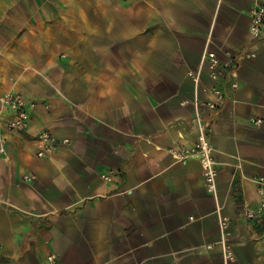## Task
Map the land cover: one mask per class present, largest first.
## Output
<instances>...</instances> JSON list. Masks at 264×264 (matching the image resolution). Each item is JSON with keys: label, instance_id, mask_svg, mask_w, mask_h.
I'll return each instance as SVG.
<instances>
[{"label": "crops", "instance_id": "1", "mask_svg": "<svg viewBox=\"0 0 264 264\" xmlns=\"http://www.w3.org/2000/svg\"><path fill=\"white\" fill-rule=\"evenodd\" d=\"M260 1L0 0V95L35 102L0 154V264H223L221 216L235 264H264V217L244 215L264 177V36L249 32ZM212 85L225 92L202 111L216 197L197 159L167 150L193 144ZM42 129L68 142L37 158Z\"/></svg>", "mask_w": 264, "mask_h": 264}, {"label": "built area", "instance_id": "2", "mask_svg": "<svg viewBox=\"0 0 264 264\" xmlns=\"http://www.w3.org/2000/svg\"><path fill=\"white\" fill-rule=\"evenodd\" d=\"M250 34L257 38L264 36V0L255 3L250 9ZM249 56V54H246ZM220 60L212 51H206L201 58V66L205 65L212 79L218 78V70ZM187 77L193 84L199 80L197 75L188 73ZM238 86L237 82L231 81L232 89ZM214 99L201 102V110L195 113V124L197 129L196 139L190 146H170L168 152L179 162L186 163L188 160L197 159L201 165L204 188L207 193L216 197L217 188V163L213 154V147L208 138L209 124L207 119L202 114V111H213L217 108L220 102L225 99L224 90L212 85L208 89ZM35 105V102L28 100L20 92L8 91L0 95V154H6L7 133L13 131H22L29 126L30 109ZM256 126L261 125V119H252ZM67 139H60L53 135L49 130L42 129L35 137V155L37 158H44L55 151L59 144H66ZM114 174L113 169L102 172L100 175L104 180H111ZM23 180H34V175L26 174L22 177ZM256 190L261 196L260 204L256 210H246L245 217L249 220H256L264 217V177H256ZM192 218V217H191ZM219 239L218 244L221 248L223 264H235L236 257L233 252V247L229 241L230 229L228 218L221 216L218 219ZM54 255L48 256L49 261H53Z\"/></svg>", "mask_w": 264, "mask_h": 264}]
</instances>
